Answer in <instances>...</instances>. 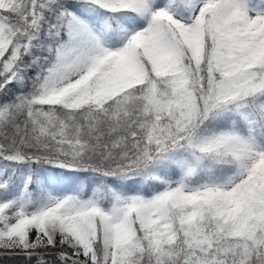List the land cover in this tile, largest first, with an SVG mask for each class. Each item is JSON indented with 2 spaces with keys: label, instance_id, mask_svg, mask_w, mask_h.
I'll return each instance as SVG.
<instances>
[{
  "label": "snow or ice",
  "instance_id": "obj_1",
  "mask_svg": "<svg viewBox=\"0 0 264 264\" xmlns=\"http://www.w3.org/2000/svg\"><path fill=\"white\" fill-rule=\"evenodd\" d=\"M264 264V0H0V264Z\"/></svg>",
  "mask_w": 264,
  "mask_h": 264
},
{
  "label": "trees",
  "instance_id": "obj_2",
  "mask_svg": "<svg viewBox=\"0 0 264 264\" xmlns=\"http://www.w3.org/2000/svg\"><path fill=\"white\" fill-rule=\"evenodd\" d=\"M2 264H20V262L9 260V261H3Z\"/></svg>",
  "mask_w": 264,
  "mask_h": 264
}]
</instances>
